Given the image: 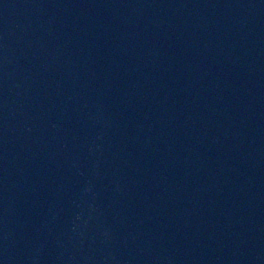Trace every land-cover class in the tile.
Returning <instances> with one entry per match:
<instances>
[{
  "label": "water",
  "instance_id": "95a60500",
  "mask_svg": "<svg viewBox=\"0 0 264 264\" xmlns=\"http://www.w3.org/2000/svg\"><path fill=\"white\" fill-rule=\"evenodd\" d=\"M0 264H264V0H0Z\"/></svg>",
  "mask_w": 264,
  "mask_h": 264
}]
</instances>
